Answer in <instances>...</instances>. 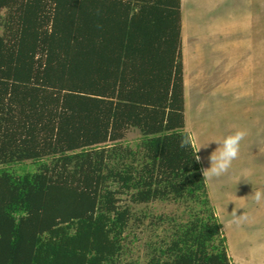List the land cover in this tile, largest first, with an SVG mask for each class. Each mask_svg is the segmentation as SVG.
Returning a JSON list of instances; mask_svg holds the SVG:
<instances>
[{
	"label": "trees",
	"instance_id": "trees-1",
	"mask_svg": "<svg viewBox=\"0 0 264 264\" xmlns=\"http://www.w3.org/2000/svg\"><path fill=\"white\" fill-rule=\"evenodd\" d=\"M0 28V264H141L125 230L155 200L187 218L150 221L170 231L142 264H232L184 128L180 0H0Z\"/></svg>",
	"mask_w": 264,
	"mask_h": 264
},
{
	"label": "rangeland",
	"instance_id": "rangeland-1",
	"mask_svg": "<svg viewBox=\"0 0 264 264\" xmlns=\"http://www.w3.org/2000/svg\"><path fill=\"white\" fill-rule=\"evenodd\" d=\"M180 8L184 128L201 169L211 166L216 141L247 130L232 169L219 177L203 176L232 264H264V201L255 203L250 197L264 191V0H181ZM139 138V131L130 128L122 142L134 146ZM36 165L26 160L1 167L22 173L35 171ZM245 169L251 172L246 179L241 176ZM127 198L122 195L121 203ZM131 209L121 255L125 262L145 263L146 242L168 235L169 223L151 225L152 219L187 218V207L172 201L131 204ZM233 209L247 219L237 222ZM143 213L137 224L135 217Z\"/></svg>",
	"mask_w": 264,
	"mask_h": 264
},
{
	"label": "clouds",
	"instance_id": "clouds-1",
	"mask_svg": "<svg viewBox=\"0 0 264 264\" xmlns=\"http://www.w3.org/2000/svg\"><path fill=\"white\" fill-rule=\"evenodd\" d=\"M248 135L247 130L238 129L226 136H224L221 140L216 141L215 143L218 145L216 151L212 152L210 156V167L202 168L201 171L205 176H215L219 177L227 174L230 169H232L233 162L238 159L241 151L242 142L246 139ZM189 141L187 139L182 140L180 147H187ZM195 147V145H193ZM201 148H207L201 146ZM199 149V151H200ZM197 162L200 161V157H197ZM251 175L250 170L245 169L241 176L242 178H247ZM239 182V181H238ZM251 199L255 203H261L264 201V191H255L252 195H250ZM233 216L236 218V221L247 219V217L243 214L238 215L237 209H233Z\"/></svg>",
	"mask_w": 264,
	"mask_h": 264
},
{
	"label": "crops",
	"instance_id": "crops-1",
	"mask_svg": "<svg viewBox=\"0 0 264 264\" xmlns=\"http://www.w3.org/2000/svg\"><path fill=\"white\" fill-rule=\"evenodd\" d=\"M180 2H181V0H180Z\"/></svg>",
	"mask_w": 264,
	"mask_h": 264
}]
</instances>
